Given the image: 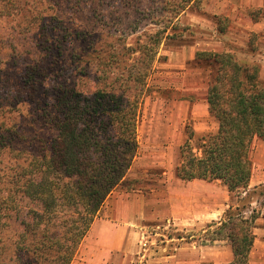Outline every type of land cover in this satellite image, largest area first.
Masks as SVG:
<instances>
[{"label":"trees","instance_id":"1","mask_svg":"<svg viewBox=\"0 0 264 264\" xmlns=\"http://www.w3.org/2000/svg\"><path fill=\"white\" fill-rule=\"evenodd\" d=\"M5 17H19L29 26L24 32L31 37L24 40L29 41L31 47L25 54L14 52L17 56H32V61L24 68L27 73L20 78L24 81L22 90L27 95L36 93L38 87L45 92L48 66L57 65L55 69L62 71L63 63L57 59L62 54L61 45L68 27L56 22L63 27L60 33H66L59 41L56 28L48 31L53 38L44 33L43 26L31 28L39 17L30 5L26 8L24 0H0V28ZM9 49L13 50L8 47L1 52L0 64L6 63L8 56L13 59V54H7ZM201 56L196 65L210 74L207 101L219 127L215 135L203 138L188 133V140L180 149L181 162L175 174L185 182L220 181L227 187L233 195V205L209 242L229 240L235 257L232 264H249L254 242L252 228L259 214L253 212L247 219L245 211L249 208L253 145L257 139H264V81L258 65L242 66L229 53ZM145 76L128 78L131 83L122 91L113 84L103 86L98 93H93L95 97L99 95L96 113L85 108L81 116L68 109L67 117H61L59 99L67 91L54 94L55 103L46 112L49 114H45V125L47 119L52 125L47 128L51 137L46 148L41 146L39 137L31 147L32 152L25 148L33 160L27 167L32 168V174L24 181L25 169L19 168L13 176L15 180L0 178V264H72L92 224L114 192L131 193L140 189L138 181L129 178V171L137 158L141 104L140 98L132 101L125 94H132L136 83L145 86ZM53 91L56 93L55 89ZM28 98L23 105L30 103ZM44 98L45 106L49 107L50 95L44 93ZM9 103L8 113L16 105L12 100ZM4 123L0 124L2 164L8 154H22L26 152L24 146L29 145L22 143L18 133L11 132ZM36 160L40 161V166ZM148 180L141 181L143 185H152ZM13 186L22 188L23 196L28 195L41 209L27 211L16 204L17 195L11 191ZM12 225H16L13 232Z\"/></svg>","mask_w":264,"mask_h":264},{"label":"rangeland","instance_id":"2","mask_svg":"<svg viewBox=\"0 0 264 264\" xmlns=\"http://www.w3.org/2000/svg\"><path fill=\"white\" fill-rule=\"evenodd\" d=\"M252 1L256 5H251L249 9L245 6L246 0H24L26 8L30 5L39 17L30 25L31 28L43 26L44 33L50 37L52 35L48 31L56 28L55 35L60 36L56 40L59 41L66 33H60L63 27L56 22L68 27L65 28L68 30L66 39L61 45L62 54L57 59L63 63L62 71L55 69L57 65L48 66L46 91L38 87L36 93L27 95L22 90L24 81L20 78L27 73L24 68L32 61V56H24L31 47L30 42L24 40L31 37L24 32V28H29L28 22L19 17H5L0 28V59H3L1 52L8 47L13 48L7 52L13 54V59L8 56L6 63L0 64V124L7 120L3 126L17 132L22 143L29 144L24 149L32 152L31 147L38 137L44 149L51 137L47 128L52 127L49 119L45 125V114H49L46 112L55 103L53 96L58 91H67L59 99L61 117H67L68 109H72V114L81 116L85 108H91L95 113L98 110L96 99L99 95L95 97V91L98 93L103 86L111 84L122 91L124 86L131 83L128 78L131 80L133 76L146 74L145 86L135 82L134 92L125 95L132 101L140 98L141 104L137 158L129 171V178L138 181V188L143 191L139 189L129 194L131 197L137 194L147 196L154 186L143 185L144 181L141 180H146L148 176L165 184L169 181V173L174 174L181 162L180 149L193 129L191 115L185 116L183 109L187 111L186 108L190 107L192 110L195 103L207 97L210 74L198 68V59L204 53H229L237 58L236 53L233 54V40L226 37L233 35V4L244 6V14L248 13L253 20L264 18V0ZM250 41L253 45L260 42L262 45L264 39L262 36L250 37ZM223 42L227 46H218ZM15 51L24 54L17 56ZM239 64L245 67L258 65L250 64L247 60ZM44 93L50 95L49 107L45 106ZM26 98L30 103L23 105ZM9 100L16 104L10 113ZM257 143L256 140L253 151ZM27 149L19 155L8 154L3 164L0 161L1 179L15 180L13 176L18 169L24 168L23 179L28 180L32 168L27 167L32 165L33 160H30ZM36 161L40 166V161ZM161 174L162 179L159 178ZM161 188L162 185L157 190ZM11 191L17 195L14 197L15 203L21 208L27 211L41 209V205L29 200L28 195L23 196L22 188L13 186ZM120 194L125 193L117 190L112 196L118 197ZM15 227L12 225V232ZM211 228H205L204 233V230L186 233L172 226L168 229H148L146 234L151 244L146 259L157 243L167 245L169 240H175L174 246H171L173 249L178 246L179 240L187 241L192 237L201 240L200 243H211V234L217 227ZM154 241L155 245H152ZM83 242L72 264L83 262L80 260L84 258Z\"/></svg>","mask_w":264,"mask_h":264},{"label":"crops","instance_id":"3","mask_svg":"<svg viewBox=\"0 0 264 264\" xmlns=\"http://www.w3.org/2000/svg\"><path fill=\"white\" fill-rule=\"evenodd\" d=\"M251 5H256L255 1L246 0L245 6L250 9ZM243 11L244 6L233 4V35L226 37L233 40V54L236 53L239 63L247 60L250 64H258L260 78L264 81V42L262 45L261 42L253 45L250 41V37L262 36L264 39V18L253 20ZM220 45L225 47L227 43H219L218 46ZM186 109L187 111L185 108L183 111L185 116L191 115L195 137L203 138L217 133L219 126L210 114L207 97L195 103L192 110L190 107ZM257 141L252 153L253 170L248 187L249 208L245 211L247 219L251 218L253 212L259 214L252 228L254 242L249 264H264V139ZM163 174L159 178L162 179ZM169 175V181L165 184L147 176L146 179L149 178L154 186L147 196L137 194L131 197V194L125 193L118 197L112 196L108 200L101 212L103 214L95 219L83 242L84 258L80 259L83 261L81 264H141V240L148 229H167V226H172L177 231L186 233L203 230L204 233L207 227L218 228L222 225L233 205V195L222 182H185L178 179L175 173L170 172ZM161 185L163 190H157ZM179 241L174 249L171 246H174L175 240L167 241V245L157 243L156 248L150 250L146 264L234 262L233 248L229 240L200 243L201 240L192 237L187 241Z\"/></svg>","mask_w":264,"mask_h":264},{"label":"built area","instance_id":"4","mask_svg":"<svg viewBox=\"0 0 264 264\" xmlns=\"http://www.w3.org/2000/svg\"><path fill=\"white\" fill-rule=\"evenodd\" d=\"M169 227L167 226V229ZM158 230H160V228H158ZM156 236H158V234H156ZM153 237H155V235H153ZM156 242V241H154ZM151 243L149 242V238H148V235L145 233L142 237V240H141V254H140V258H141V264H145L146 263V254L149 250V245Z\"/></svg>","mask_w":264,"mask_h":264}]
</instances>
